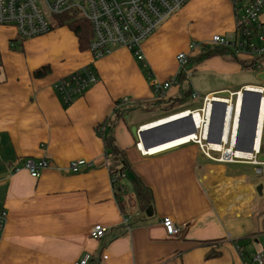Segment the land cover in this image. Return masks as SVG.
Returning a JSON list of instances; mask_svg holds the SVG:
<instances>
[{
    "label": "crops",
    "instance_id": "obj_1",
    "mask_svg": "<svg viewBox=\"0 0 264 264\" xmlns=\"http://www.w3.org/2000/svg\"><path fill=\"white\" fill-rule=\"evenodd\" d=\"M207 11L218 13L220 32L200 28ZM191 20H198L197 26ZM234 31L233 0H192L143 43L140 62L125 48L94 61L67 27L21 41L15 28L0 26V217L7 215L0 264H75L86 253L93 254L90 264H245L241 253L260 251L264 119L257 163L211 160L193 143L145 155L138 146L145 149L144 144L132 133L133 127L201 109L203 100L189 103L193 94L197 100L264 87L259 79L258 85L232 82L243 72L257 78L264 73L250 66L253 59L205 46L214 36ZM181 54L189 57L185 67L178 61ZM90 65L99 83L66 105L55 84ZM47 67L48 75L35 76ZM173 81L164 96L154 92L153 83ZM135 120L143 122L135 126ZM177 129L171 134H183ZM98 130L110 134L151 191L152 216L150 208L141 212L129 204L122 212ZM146 141L152 145L156 139ZM41 159L50 167L32 178L24 164ZM76 160L93 167L74 174L69 164ZM165 217L181 228L180 234L166 232ZM96 225L107 230L102 241L90 238Z\"/></svg>",
    "mask_w": 264,
    "mask_h": 264
},
{
    "label": "built area",
    "instance_id": "obj_2",
    "mask_svg": "<svg viewBox=\"0 0 264 264\" xmlns=\"http://www.w3.org/2000/svg\"><path fill=\"white\" fill-rule=\"evenodd\" d=\"M190 1L192 0H0V26L15 28L18 38L21 41H26L47 35L58 28L56 18L67 14H76L91 25L93 37L88 50L94 61L110 55L117 48H125L134 54L138 61L143 62L144 56L141 51L143 43ZM233 4L235 15L233 35L231 38L214 36L211 43L219 48L228 49L236 55H245L253 59L254 62L250 66L256 71L262 72L264 69V0H233ZM178 61L181 67H185L189 63V57L186 54H181ZM98 83V74L95 68L90 65L60 79L54 88L63 102L70 106ZM174 83L175 81L164 84L153 83L154 92L164 96ZM254 88L261 94V111L264 87ZM245 89H249V87L236 93H230V97L219 93L210 95L203 99L201 109L185 112L189 113L187 118H189L190 124L195 123L196 116L201 120L199 125L193 127L195 138L170 149L193 143L208 159L221 163H234L237 160H242L236 156L234 153L236 150L232 145L235 137L237 100L240 94L244 96ZM198 97V94H193V98ZM222 100H226L225 107L216 108L218 115H221L224 109V119H226L228 110L231 108L226 139H224V135L220 136L219 131L212 132L210 130L216 102ZM141 129L143 127L139 131ZM216 145H220L222 149H217ZM138 146L140 147V144ZM230 150L231 153H227ZM214 154H218L219 157L214 158ZM258 154L259 151L255 152V156L253 155L251 158L255 163H257ZM49 167L50 162L47 159L29 160L24 164V168L35 179H39L42 172ZM92 167L93 165L85 160H76L69 164V170L74 174ZM111 182L113 186L115 180L111 179ZM6 218V214L0 217V236L6 224ZM125 220V222L128 221ZM162 223L170 236L180 234L181 228L175 224L172 218L165 217ZM106 235L107 230L101 225L94 226L90 231V238L94 241H102ZM241 255L245 264H264V248L249 255H244V253ZM92 259L93 254L86 253L75 264H90ZM103 259L105 260L107 257L105 256Z\"/></svg>",
    "mask_w": 264,
    "mask_h": 264
},
{
    "label": "trees",
    "instance_id": "obj_3",
    "mask_svg": "<svg viewBox=\"0 0 264 264\" xmlns=\"http://www.w3.org/2000/svg\"><path fill=\"white\" fill-rule=\"evenodd\" d=\"M58 28L67 27L75 33L79 40L80 48L86 50L89 48L92 40V28L88 21L79 18L76 14H67L63 17L56 18ZM49 68H43L35 73L38 78L48 75ZM109 123V133L114 126V122ZM106 123V124H108ZM106 146L107 166L111 179L115 180L113 190L121 210L125 212V205L129 204L136 207L138 211L146 212L153 206V198L151 191L140 181V179L133 174L132 167L124 151L120 150L113 138L105 136L98 130ZM126 181L130 182L134 191L130 192Z\"/></svg>",
    "mask_w": 264,
    "mask_h": 264
},
{
    "label": "water",
    "instance_id": "obj_4",
    "mask_svg": "<svg viewBox=\"0 0 264 264\" xmlns=\"http://www.w3.org/2000/svg\"><path fill=\"white\" fill-rule=\"evenodd\" d=\"M258 79L261 80L264 84V73L258 75ZM221 95L225 97H230V93H222ZM243 101L244 104L242 109V115L240 117V130L238 133V140L235 146V150L253 156L255 154L257 128L260 117L261 94L257 91H249L248 89H245ZM217 107L224 108L225 105L224 103L216 102L212 117L211 129H218L221 136L223 133L225 110L223 109L222 114L218 115L216 112ZM188 122L189 118L186 117L181 119H175L173 121H166L150 128H146V126H144L143 129H141L140 131L137 127H133L132 133L136 138H138L139 141L144 144L145 149L150 150L151 148L167 144L180 137L194 133L195 130L193 128V125ZM182 123L184 125L183 127L186 126L185 128H181V126H179ZM176 125H178V129L176 130V132L180 131V133L183 132V134H171V129H173ZM169 135H171V137H167ZM147 138L156 139V141L152 145H149L146 141ZM147 214L149 216H152V208L148 210Z\"/></svg>",
    "mask_w": 264,
    "mask_h": 264
},
{
    "label": "bare ground",
    "instance_id": "obj_5",
    "mask_svg": "<svg viewBox=\"0 0 264 264\" xmlns=\"http://www.w3.org/2000/svg\"><path fill=\"white\" fill-rule=\"evenodd\" d=\"M248 90L249 91H256V88L249 87ZM221 103L225 104L226 100H222ZM243 104H244L243 95L240 94L239 97H238V100H237V117L235 119L236 120L235 128H234V136L235 137H234V142H233V145H232L233 148H235V145H236L237 140H238V133H239V130H240V117L242 115ZM230 114H231V108L228 110L227 118L224 119V126H223V133H222V135H224V139H226L227 134H228V130H229ZM188 116H189V113L179 114V115L172 116V117H169L167 119H164V120H161V121H158V122L151 123V124L147 125L146 128H150V127H153L155 125H159V124L164 123L166 121H173L175 119L186 118ZM259 118L260 119H259L258 128H257V139H256V144H255V152H258L260 150L261 135H262V123H263V119H264V100L261 103V111H260V117ZM200 122H201V120L196 116L195 117V123L193 124V127L195 128V126L199 125ZM211 125H212V119H211V124H210V130L212 132L218 131V129H211ZM194 138H195L194 134L191 133V134H188L186 136L180 137V138H178V139H176L174 141H171V142H169L167 144H163V145L151 148L149 151H145L143 145H140V147H141V149H142V151L144 152L145 155H154L156 153L163 152L164 150L170 149L172 147H176V146L181 145L183 143H187L188 141H190V140H192ZM216 148L217 149H222L220 145H216ZM227 153L230 154L231 150L228 151ZM234 153L236 154V156L239 159H251L252 158V156L250 154L242 153V152H239V151H234Z\"/></svg>",
    "mask_w": 264,
    "mask_h": 264
},
{
    "label": "rangeland",
    "instance_id": "obj_6",
    "mask_svg": "<svg viewBox=\"0 0 264 264\" xmlns=\"http://www.w3.org/2000/svg\"><path fill=\"white\" fill-rule=\"evenodd\" d=\"M193 14L194 13L192 12L191 15H193ZM202 16L200 17L199 21L200 20H203V19H205V20L201 21L202 24H201V22L199 23L200 24V28L203 27L205 30H208V31H211V32H220L221 31V29H222V23L220 24V20H219V17H218V13L217 12H215V11H210V12L207 11L206 14H205V16L203 18H202ZM192 21L193 20H191L190 23L193 26H197V24H198L197 21L198 20H194L193 22ZM231 36H232V34L231 35L229 34V35H226L225 37L231 38ZM191 42H192L191 43L192 46H195L196 45V42L195 41H191ZM205 46L217 47V46L213 45L211 43V41L209 43H207ZM215 49H216L215 51H224L225 50L224 48H219V47H217ZM249 59H251V58H249ZM233 78H234V80L232 82L235 85L237 83H241V84L242 83H245V84H253V85H258L259 84V81H258L257 76L254 75V74H252L251 72L250 73L249 72H243L242 74H240L238 76H233ZM233 86L234 85H229L228 88H231L230 90L231 91H234L235 89L232 88ZM203 98H204V96H202L200 99L195 100V99H193L192 96H189L188 101H189V103H192V104H195V105L196 104L197 105H201ZM235 101H236V98H235ZM128 116L129 115L127 114L126 117H128ZM142 120H140V121L135 120V121H133V123L135 124V126H139L143 122ZM214 156L219 157L218 154H214ZM263 220H264V214L262 212L257 217V223L258 224H261L263 222ZM259 248H261V249L264 248L263 238H261V240H260Z\"/></svg>",
    "mask_w": 264,
    "mask_h": 264
}]
</instances>
